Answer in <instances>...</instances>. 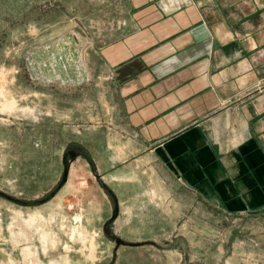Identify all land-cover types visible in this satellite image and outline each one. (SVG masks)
Instances as JSON below:
<instances>
[{
    "label": "rangeland",
    "instance_id": "rangeland-1",
    "mask_svg": "<svg viewBox=\"0 0 264 264\" xmlns=\"http://www.w3.org/2000/svg\"><path fill=\"white\" fill-rule=\"evenodd\" d=\"M154 3H143L155 10L143 24L134 0H0V264H115L112 246L127 245L190 251L180 264H264V205L227 210L215 195L179 189L167 171L161 177L176 184V194L153 202H174L159 213L175 226L122 225L108 186L112 211L89 204L90 197L103 201L91 184L99 181L94 155L108 147L88 141L95 132L117 144L125 121L119 67L105 49L159 21L167 0ZM139 235L146 240L130 242Z\"/></svg>",
    "mask_w": 264,
    "mask_h": 264
},
{
    "label": "crops",
    "instance_id": "crops-1",
    "mask_svg": "<svg viewBox=\"0 0 264 264\" xmlns=\"http://www.w3.org/2000/svg\"><path fill=\"white\" fill-rule=\"evenodd\" d=\"M134 1L144 24L155 10L143 3L155 0ZM167 7L157 10L159 21L130 29V37L105 49L119 67L125 121L119 123L118 145L111 137L101 142L95 132L88 141L108 147L107 154L94 155L99 181L91 184L103 201L90 197L89 204L97 212L112 211L110 190L119 199L122 225L137 231L175 226L170 214L159 213L174 210V202H153L176 194V184L161 171L178 179L179 189L217 196L227 210L264 205V0H167ZM116 183L121 190L111 191ZM129 195L133 201L124 202ZM112 247L115 264L192 259L190 251L171 247Z\"/></svg>",
    "mask_w": 264,
    "mask_h": 264
}]
</instances>
